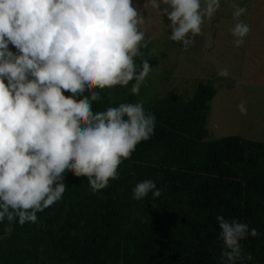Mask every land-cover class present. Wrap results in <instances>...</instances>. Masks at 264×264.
I'll use <instances>...</instances> for the list:
<instances>
[{
  "label": "clouds",
  "instance_id": "clouds-1",
  "mask_svg": "<svg viewBox=\"0 0 264 264\" xmlns=\"http://www.w3.org/2000/svg\"><path fill=\"white\" fill-rule=\"evenodd\" d=\"M230 3L232 44L242 47L251 26L242 0ZM222 0H144L170 41L187 51L215 19ZM136 0H0V225H35L59 204L65 177H84L98 193L119 178L137 145L155 134L156 116L142 102L95 111L105 90L139 95L152 65L148 20ZM166 16L169 23L161 19ZM167 30H170L167 31ZM229 78L227 68L217 72ZM247 113L246 102L238 106ZM162 194L151 179L137 182L132 198ZM223 247L219 264H248L241 241L260 233L238 218L216 216Z\"/></svg>",
  "mask_w": 264,
  "mask_h": 264
},
{
  "label": "trees",
  "instance_id": "trees-1",
  "mask_svg": "<svg viewBox=\"0 0 264 264\" xmlns=\"http://www.w3.org/2000/svg\"><path fill=\"white\" fill-rule=\"evenodd\" d=\"M130 88L105 90L93 109L149 98L148 91L137 96ZM215 95L213 86L198 80L188 96L171 92L143 102L156 116L155 134L137 145L119 178L94 194L84 177L67 174L59 204L38 214L37 224H15L0 239V264H219L217 215L260 233L241 244L253 257L248 264H264V141L208 139ZM186 112L194 124L179 130L174 115ZM146 179L162 194L134 200L131 189Z\"/></svg>",
  "mask_w": 264,
  "mask_h": 264
},
{
  "label": "rangeland",
  "instance_id": "rangeland-1",
  "mask_svg": "<svg viewBox=\"0 0 264 264\" xmlns=\"http://www.w3.org/2000/svg\"><path fill=\"white\" fill-rule=\"evenodd\" d=\"M136 2L148 20L150 43L146 54L149 62H154L146 86L140 92L148 91L149 98H163L171 92L188 96L201 80L216 90L207 117L208 139L238 135L264 141V0H242L247 12L241 19L251 26L242 47L232 44V9L230 3L222 0L215 19L206 21L203 34L196 37L194 46L187 51L169 40L155 10L145 8L144 0ZM161 19L169 23L166 16ZM221 68L229 70V78L217 76ZM147 100L136 98L135 102ZM241 102H246V114L238 110ZM174 116L179 130L183 124L187 127L194 124L188 112Z\"/></svg>",
  "mask_w": 264,
  "mask_h": 264
}]
</instances>
